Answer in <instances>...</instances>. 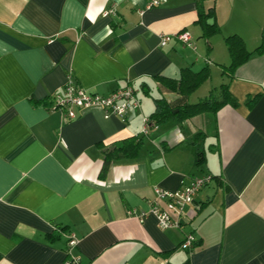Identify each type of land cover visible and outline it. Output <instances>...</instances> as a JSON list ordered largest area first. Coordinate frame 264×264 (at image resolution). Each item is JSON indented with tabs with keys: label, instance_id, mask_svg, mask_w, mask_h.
<instances>
[{
	"label": "crops",
	"instance_id": "1",
	"mask_svg": "<svg viewBox=\"0 0 264 264\" xmlns=\"http://www.w3.org/2000/svg\"><path fill=\"white\" fill-rule=\"evenodd\" d=\"M149 2L0 0V264H66L71 235L80 264H264V52H255L264 0ZM198 5L219 28L207 39ZM180 32L194 48L161 46ZM232 35L252 54L229 74ZM184 68L210 74L189 103L226 84L236 106L144 133L154 99H177L153 78L178 79ZM70 78L100 95L131 86L138 106L124 118L94 107L68 119L28 101L60 93ZM131 137L142 141L137 156L113 160L100 178L105 152ZM193 140L203 149L198 166ZM195 176L210 180L180 229L128 216L148 210L155 188L175 192ZM186 235L196 240L190 251L180 247Z\"/></svg>",
	"mask_w": 264,
	"mask_h": 264
},
{
	"label": "trees",
	"instance_id": "2",
	"mask_svg": "<svg viewBox=\"0 0 264 264\" xmlns=\"http://www.w3.org/2000/svg\"><path fill=\"white\" fill-rule=\"evenodd\" d=\"M213 18L214 13L212 9L205 11L201 5H198L196 24L200 26L202 30V36L206 39L219 32V28L215 22L208 23L207 21L208 19ZM224 42L230 56V64L225 68V72L230 74L233 73V71L238 66L246 62L252 53L247 51L243 40L237 35L226 37ZM255 52L261 54L264 52V46L256 48ZM209 75L208 68H204L197 73L192 72L190 69L184 68L180 70L178 79L155 76L153 80L156 82L157 87L162 90L175 93L177 95V99L174 101H167L164 98L154 99L155 110L150 115V117L146 119L148 129L154 128L158 124L170 119L185 121L202 113H216L225 105L236 106V100L232 97L226 84H222L218 88L212 89L206 97L200 99L196 103L192 104L188 102L189 96L209 78ZM70 82L72 83L71 78ZM73 85L76 86V84ZM141 87L146 88L145 85H141ZM63 91L64 87L62 91L56 95H61ZM28 101L34 107L42 106L49 111L58 109L55 106V95L47 97L42 101H36L32 98H29ZM141 143V138L131 137L123 140L113 149L106 151L100 171V178L105 177L108 167L113 160H116L120 157H136L140 150ZM191 144L195 146L193 163L194 165L198 166L204 161L203 149L202 147L197 146L195 140H193ZM62 230L63 229L60 231ZM47 238L50 240L54 239L55 237L54 235L49 234L47 235Z\"/></svg>",
	"mask_w": 264,
	"mask_h": 264
},
{
	"label": "built area",
	"instance_id": "3",
	"mask_svg": "<svg viewBox=\"0 0 264 264\" xmlns=\"http://www.w3.org/2000/svg\"><path fill=\"white\" fill-rule=\"evenodd\" d=\"M164 0H150L146 9L159 6ZM107 15V13H105ZM176 39L187 47H193L190 36L187 32H180L171 36L161 37V46L169 40ZM55 111H60L69 119L76 118L75 109L83 111L89 108H99L106 115H115L124 118L126 114L138 106L136 90L131 86L117 88L107 95L88 93L83 89L74 86L70 81L64 86V91L60 95H55ZM74 109V110H73ZM145 131L147 133V121L145 120ZM210 176H195L182 183L180 189L175 192L164 191L159 188L154 189V200L148 204L147 211H128V216L134 217L139 222H143L148 216L156 219L160 229L178 230L182 225L185 208L191 204L198 192L209 182ZM196 240L192 235L184 236L180 247L184 250H192ZM76 245V241L71 235L67 243L66 264H80L79 261L71 257L70 250Z\"/></svg>",
	"mask_w": 264,
	"mask_h": 264
},
{
	"label": "rangeland",
	"instance_id": "4",
	"mask_svg": "<svg viewBox=\"0 0 264 264\" xmlns=\"http://www.w3.org/2000/svg\"><path fill=\"white\" fill-rule=\"evenodd\" d=\"M204 169V168H203Z\"/></svg>",
	"mask_w": 264,
	"mask_h": 264
}]
</instances>
